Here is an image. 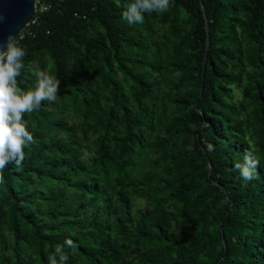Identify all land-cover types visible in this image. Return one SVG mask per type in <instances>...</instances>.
<instances>
[{
  "label": "trees",
  "instance_id": "1",
  "mask_svg": "<svg viewBox=\"0 0 264 264\" xmlns=\"http://www.w3.org/2000/svg\"><path fill=\"white\" fill-rule=\"evenodd\" d=\"M127 2L41 0L18 38V86L47 69L60 87L0 178V264H48L66 239V264H264V0H204L201 97L200 0L135 26Z\"/></svg>",
  "mask_w": 264,
  "mask_h": 264
},
{
  "label": "clouds",
  "instance_id": "2",
  "mask_svg": "<svg viewBox=\"0 0 264 264\" xmlns=\"http://www.w3.org/2000/svg\"><path fill=\"white\" fill-rule=\"evenodd\" d=\"M33 3L37 7L39 0ZM169 3L170 0H128L122 19L130 26L143 24L144 13H163ZM25 55L17 35L10 33L0 42V178L8 165H22L25 149L34 142L24 115L39 110L44 101L54 102L59 92L60 80L47 69L34 73L35 82L31 87L18 86V77L25 68ZM258 164L254 154L246 151L243 162H236L234 167L247 182L254 179ZM65 246L76 247L71 239H66L64 245H58L48 257V264H66L69 257L63 251Z\"/></svg>",
  "mask_w": 264,
  "mask_h": 264
},
{
  "label": "water",
  "instance_id": "3",
  "mask_svg": "<svg viewBox=\"0 0 264 264\" xmlns=\"http://www.w3.org/2000/svg\"><path fill=\"white\" fill-rule=\"evenodd\" d=\"M41 0H39V5ZM201 9L204 16L205 28L207 33L206 39V50L203 62V72H202V88L200 97L204 92V80L206 76V67L208 60V51L211 46V28L210 20L207 14L206 5L204 0H200ZM39 5L34 7L33 0H0V42L7 39L8 35L14 34L19 36L30 26L37 16L39 11ZM197 106V103H196ZM213 169L210 168V177L212 175ZM229 207V198L227 197L226 206L223 213L227 211Z\"/></svg>",
  "mask_w": 264,
  "mask_h": 264
},
{
  "label": "built area",
  "instance_id": "4",
  "mask_svg": "<svg viewBox=\"0 0 264 264\" xmlns=\"http://www.w3.org/2000/svg\"><path fill=\"white\" fill-rule=\"evenodd\" d=\"M45 10H47V7H44V8H43V11H45Z\"/></svg>",
  "mask_w": 264,
  "mask_h": 264
},
{
  "label": "rangeland",
  "instance_id": "5",
  "mask_svg": "<svg viewBox=\"0 0 264 264\" xmlns=\"http://www.w3.org/2000/svg\"><path fill=\"white\" fill-rule=\"evenodd\" d=\"M139 204H141V202H138Z\"/></svg>",
  "mask_w": 264,
  "mask_h": 264
}]
</instances>
